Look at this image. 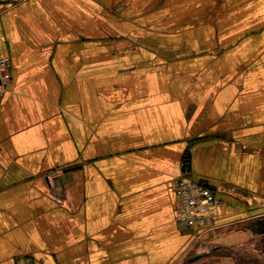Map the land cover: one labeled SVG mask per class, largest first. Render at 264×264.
Listing matches in <instances>:
<instances>
[{
	"label": "crops",
	"instance_id": "obj_1",
	"mask_svg": "<svg viewBox=\"0 0 264 264\" xmlns=\"http://www.w3.org/2000/svg\"><path fill=\"white\" fill-rule=\"evenodd\" d=\"M3 1L0 264H264V0Z\"/></svg>",
	"mask_w": 264,
	"mask_h": 264
},
{
	"label": "built area",
	"instance_id": "obj_2",
	"mask_svg": "<svg viewBox=\"0 0 264 264\" xmlns=\"http://www.w3.org/2000/svg\"><path fill=\"white\" fill-rule=\"evenodd\" d=\"M13 65L9 56L0 55V102L11 91ZM1 105V103H0ZM177 195L176 221L181 226L205 228L208 219L217 215L222 206L218 191L206 183L180 177L175 185ZM16 264H34L31 257L20 259Z\"/></svg>",
	"mask_w": 264,
	"mask_h": 264
},
{
	"label": "water",
	"instance_id": "obj_3",
	"mask_svg": "<svg viewBox=\"0 0 264 264\" xmlns=\"http://www.w3.org/2000/svg\"><path fill=\"white\" fill-rule=\"evenodd\" d=\"M5 1H3V0H0V3H4Z\"/></svg>",
	"mask_w": 264,
	"mask_h": 264
}]
</instances>
